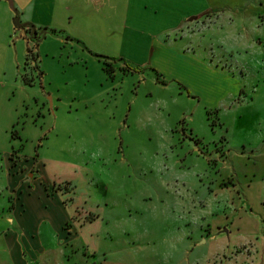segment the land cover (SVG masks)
Here are the masks:
<instances>
[{
    "label": "rangeland",
    "instance_id": "rangeland-1",
    "mask_svg": "<svg viewBox=\"0 0 264 264\" xmlns=\"http://www.w3.org/2000/svg\"><path fill=\"white\" fill-rule=\"evenodd\" d=\"M128 2L57 1L28 61L10 34L31 84L15 139L61 161L47 171L78 207L58 264H264V0L142 18Z\"/></svg>",
    "mask_w": 264,
    "mask_h": 264
},
{
    "label": "crops",
    "instance_id": "crops-1",
    "mask_svg": "<svg viewBox=\"0 0 264 264\" xmlns=\"http://www.w3.org/2000/svg\"><path fill=\"white\" fill-rule=\"evenodd\" d=\"M57 1L0 0V192L7 200L1 205L0 224L10 223L3 230L6 234L3 251L7 255V264H40V259L44 258L47 262L58 264L56 252L63 261L64 246L78 236L74 224L78 220H73L74 217L79 219L78 207L72 198L65 197L64 191L58 190L57 181L47 171V165L54 166L61 161L47 157L43 151L32 154L27 146L18 144L15 138L20 135L13 129L17 110L12 101L15 90L25 95L26 83L31 84L29 80L21 82L17 79L15 65H19V51L15 42L14 48L11 44V31L20 30L26 39V29L36 22L35 16L41 23L56 21ZM62 1H68L66 8L72 11L70 6L74 4L70 0ZM192 2L202 15L207 6L206 0H129L128 8L133 5L137 9L134 11L136 17H155L160 9H184ZM203 7L204 10L201 9ZM123 15L126 21L127 13ZM16 17L25 25L24 30L16 26ZM68 224L70 229L66 231ZM44 238L51 241L50 247L44 246L41 241Z\"/></svg>",
    "mask_w": 264,
    "mask_h": 264
},
{
    "label": "trees",
    "instance_id": "trees-1",
    "mask_svg": "<svg viewBox=\"0 0 264 264\" xmlns=\"http://www.w3.org/2000/svg\"><path fill=\"white\" fill-rule=\"evenodd\" d=\"M15 24L16 26L22 27L23 30L25 29V25L21 24L18 20V18H15ZM27 32L31 34V36L35 39L34 41L38 42L41 38L40 33H38V31L33 27V26H29L27 29ZM53 32H57L55 30H52ZM30 48L27 46V55H26V60L28 61L30 58ZM98 58L102 59V63L104 65V69L108 72L112 71V65L110 64V62L107 60V58H105V56L102 55H97ZM124 66L122 67L123 69L126 70H131L132 67L130 65H128L126 62L123 63ZM35 65L37 66V64L35 63Z\"/></svg>",
    "mask_w": 264,
    "mask_h": 264
},
{
    "label": "built area",
    "instance_id": "built-area-1",
    "mask_svg": "<svg viewBox=\"0 0 264 264\" xmlns=\"http://www.w3.org/2000/svg\"><path fill=\"white\" fill-rule=\"evenodd\" d=\"M27 40V39H26ZM27 46L30 48V58H32V59H35V57H36V52H34V50H33V47L31 46V45H29V42H28V40H27ZM29 58V59H30Z\"/></svg>",
    "mask_w": 264,
    "mask_h": 264
}]
</instances>
